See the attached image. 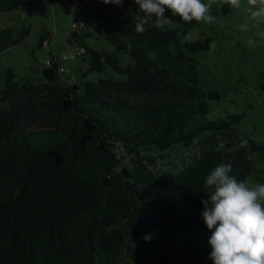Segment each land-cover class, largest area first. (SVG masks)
<instances>
[{
	"label": "trees",
	"instance_id": "obj_1",
	"mask_svg": "<svg viewBox=\"0 0 264 264\" xmlns=\"http://www.w3.org/2000/svg\"><path fill=\"white\" fill-rule=\"evenodd\" d=\"M89 1L96 37L124 52L126 65L77 42L69 58L90 61L66 82L59 81L64 68L51 60L34 76L3 72L0 264H213L203 183L220 162L230 163L239 181L253 171L256 149L232 139L241 116L208 118L218 91L203 88L198 62L174 28L136 32L134 0L68 6ZM36 2L0 0V13ZM82 21L71 23L67 44L82 35ZM29 32L0 28V52ZM105 67L119 77L86 79ZM153 151L175 157L173 174L145 167L140 159L154 161ZM260 174L264 183V164Z\"/></svg>",
	"mask_w": 264,
	"mask_h": 264
},
{
	"label": "rangeland",
	"instance_id": "obj_2",
	"mask_svg": "<svg viewBox=\"0 0 264 264\" xmlns=\"http://www.w3.org/2000/svg\"><path fill=\"white\" fill-rule=\"evenodd\" d=\"M58 2L59 5L52 8L53 0H37L29 8L0 13V28L24 27L30 31L23 41L0 52V85L3 83L5 69L12 68L18 74L17 77L34 76L42 68L50 66L46 64L47 60L65 68L63 76H78L79 71L84 73L90 56L69 58L75 53L77 42H83L90 49L113 54L121 65L130 61L124 52L114 48L106 39L96 37L97 20L91 11L92 1L72 8L64 0ZM241 3L240 9H231L228 5H222L221 0H214L212 14L217 17V21L213 24H198L195 21L184 23L166 9L164 15L170 22L160 25L174 28L183 50L197 60L204 81L203 88L218 91L219 98L209 102L208 118L232 121V116H241L231 125L238 132V135L233 134L232 139L239 140L240 143L242 139L247 149H256L251 157L253 171L244 181L262 183L260 170L264 164V40L255 36L257 28L253 24H250L248 31L240 30V25L246 22L247 17L244 7L246 0H241ZM140 14L143 15L141 12ZM79 20L85 21V26L80 29L82 35L76 37L74 44H67L72 39L71 23ZM260 27L264 28V25ZM42 37L44 40L41 43ZM250 37L257 40V46H247L246 41ZM104 72L87 73L86 79L119 77L109 67H105ZM34 79L40 80L38 75ZM150 155L154 157V161H148V155L140 159L149 171L163 176L174 173L172 162L175 157H160L155 151ZM119 264L148 263L129 260L125 263L120 261Z\"/></svg>",
	"mask_w": 264,
	"mask_h": 264
},
{
	"label": "clouds",
	"instance_id": "obj_3",
	"mask_svg": "<svg viewBox=\"0 0 264 264\" xmlns=\"http://www.w3.org/2000/svg\"><path fill=\"white\" fill-rule=\"evenodd\" d=\"M105 4L119 6L123 0H103ZM143 13L137 19L135 30L142 33L147 27L159 26L170 20L166 9L184 23L213 24L217 17L212 14L214 0H134ZM222 5L240 9L241 0H221ZM246 22L240 30L248 31L256 26L255 36L264 40V0H246ZM154 18V19H153ZM249 48L257 46V40L248 38ZM232 165L220 162L206 175L201 200V216L212 232L208 243L213 264H264V183L239 181L233 175Z\"/></svg>",
	"mask_w": 264,
	"mask_h": 264
},
{
	"label": "built area",
	"instance_id": "obj_4",
	"mask_svg": "<svg viewBox=\"0 0 264 264\" xmlns=\"http://www.w3.org/2000/svg\"><path fill=\"white\" fill-rule=\"evenodd\" d=\"M65 2H66V4L67 5H77V4H79V0H65ZM75 24L76 23H73L72 25V31H75ZM77 24L79 25V26H81L82 24H83V21L82 20H79L78 22H77ZM48 63V62H47Z\"/></svg>",
	"mask_w": 264,
	"mask_h": 264
},
{
	"label": "crops",
	"instance_id": "obj_5",
	"mask_svg": "<svg viewBox=\"0 0 264 264\" xmlns=\"http://www.w3.org/2000/svg\"><path fill=\"white\" fill-rule=\"evenodd\" d=\"M59 0H53V3H52V5H51V7L53 8V7H56L57 5H59V2H58ZM64 2H65V0H64ZM70 7V6H69ZM72 8V7H71ZM54 51V50H53ZM62 67V66H61ZM66 69L64 68V71H65ZM64 71H62L63 73H64ZM66 75V76H65ZM64 76L63 75H61V77H60V80L59 81H61V82H66L67 80H68V78H70V76L68 75V74H65Z\"/></svg>",
	"mask_w": 264,
	"mask_h": 264
}]
</instances>
